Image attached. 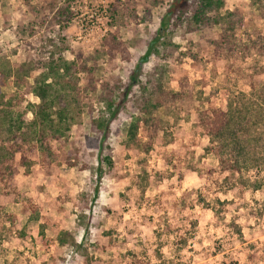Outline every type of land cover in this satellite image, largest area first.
<instances>
[{
    "label": "rangeland",
    "instance_id": "rangeland-1",
    "mask_svg": "<svg viewBox=\"0 0 264 264\" xmlns=\"http://www.w3.org/2000/svg\"><path fill=\"white\" fill-rule=\"evenodd\" d=\"M43 1L0 0V69L5 71L10 66L13 70L7 78L0 77V92L4 101L18 99L12 114L15 118L18 113H25L27 121L32 119L39 103L32 93L39 72L26 70L29 67L15 72V65L27 60L30 47V41L19 39L16 32L18 26L34 20L29 5ZM117 1L124 8L122 20L115 27L123 53L113 62L108 57L99 60V71L93 76L98 80L96 92L88 86L87 73L77 69L81 102L86 105L68 136L52 143L59 156L73 147L79 149L85 168L81 165L68 168L61 157L48 165L37 151L29 155L32 165L25 169L17 166L18 155L15 157L17 173L13 178L8 171L3 176L11 181V200L0 210V264H264V211L249 215L257 206L262 209L264 186L255 192L241 190L239 186L230 190L222 183V176L219 182L223 191L216 192L218 187L213 186L206 174L217 168L216 157L203 151L207 140L194 139L197 145L190 147L192 159L187 160L184 153V147L194 138L195 124L194 114L187 112L186 106L180 108L176 118L166 115L163 109L158 111L156 116L162 122H170L173 141L167 145L155 142L148 155L137 156L126 148L127 130L139 116L134 104L140 94L136 85L121 102L100 150L87 145V137L97 143L101 140L91 132L92 120L104 108L97 99L101 82L118 79L121 91L128 89L147 49L143 42L148 43L154 37L160 20L176 0L69 2L74 17L62 34L67 45L61 54L64 60L77 62L78 66L82 56L100 50L109 31V5ZM178 1L181 5L192 0ZM224 1L226 10L239 8L243 12L244 25L237 31L238 39L245 41L252 25L264 38V16L252 6L251 0ZM60 5L64 6V1ZM147 12L149 18H145ZM57 29L58 26L46 24L39 34L45 38L55 36ZM211 32L218 34L220 30L214 26ZM166 35L177 49L163 58L159 47L160 54H153L142 63L140 73L158 64L165 70V84L172 92L179 90L180 79H186L195 91L203 92L201 108H224L232 94L249 91L251 81L264 67V56L235 55L228 61L234 69H240L239 75L234 72L226 75L221 67L214 72L211 50L201 42L208 32L185 33L180 27L172 35L167 32ZM184 53L195 54L197 62L189 54L181 55ZM2 115L0 112V129L4 128ZM161 135L160 131L159 138ZM138 137L147 141L143 128L139 129ZM4 140V134H0V143ZM250 146L248 159L264 157V133L252 140ZM176 151H181V163L177 168L167 167L165 158ZM104 158L113 163L111 169L101 163ZM190 166L195 171L187 172ZM143 171L148 175L145 183L138 179ZM257 172L249 166L238 179L254 186L257 178L264 179V166L259 175ZM179 174H184L182 179ZM7 185L0 183V197ZM199 198L211 205L216 200L223 204L218 218L201 205ZM61 232L65 234L61 236Z\"/></svg>",
    "mask_w": 264,
    "mask_h": 264
},
{
    "label": "trees",
    "instance_id": "trees-1",
    "mask_svg": "<svg viewBox=\"0 0 264 264\" xmlns=\"http://www.w3.org/2000/svg\"><path fill=\"white\" fill-rule=\"evenodd\" d=\"M63 1L64 6H61ZM71 1L73 0H44L41 4H30L29 8L34 20L26 25L18 26L17 36L21 40L27 38L30 41V47H27L29 49L27 60L24 63L16 64L15 72L23 67H29L26 69L28 71L34 69L39 72L32 91L39 103L32 113L30 121L26 120L27 114L25 113H18L14 118L12 113L18 104L15 102L18 99L4 101L0 92V107L3 106L0 108V112L4 114L2 115L4 128L0 129V134H4L5 137V140L0 143V183L6 182L9 185L2 190L0 210L3 209L6 201L11 200L9 193L11 181L4 180V173L8 171L10 178H13L17 173V166L29 169L32 165L29 162V155H35L37 151L43 155L44 161L48 165L61 157L68 168L78 165L85 168L79 149L73 147L71 151L59 156L54 151L52 143L60 142L68 136L73 125L80 120L83 105H86L81 102L76 78L77 69L87 73L89 76L88 86L93 92H96L98 80H94L93 76L99 71V60L108 57L113 62L116 56L122 55L123 46L118 40L115 27L118 21L122 20L124 8L118 1L109 5V31L101 43L100 50L95 51L92 55L82 56L80 64L77 66V62H68L61 57L67 47L62 34L68 29V23L74 17L68 6ZM251 4L256 6L264 16V0H251ZM225 7L224 0H192L189 4L181 5L176 0L170 6L163 19L160 20L154 37L148 43L143 42L147 49L130 78L128 89L122 92L121 82L118 79H113V82L109 80L101 82L97 99L104 108L102 113L91 122L92 134L96 137L99 136L101 140L97 143L95 139L87 137V145L90 148L100 150L101 144L108 134L110 123L116 119L120 110L121 102L128 96L130 89L137 85L140 94L134 100V104L139 111V116L131 122L127 130L126 148L129 151L137 156L148 155L153 148V143L157 142L159 145L171 143L173 136L170 131V122H162L156 114L163 109L166 115L176 118L180 115V108L186 106L187 112H193L195 124L193 126L194 138L190 140L189 146L184 147V153L187 155V160L192 159L193 152L190 147L197 145L195 140H207L203 151L205 154H213L216 157L217 168L208 170L206 174L213 186L218 187L216 192L223 191L219 182L222 176V183L224 182L227 185L226 189L230 190L239 186L241 190L248 189L255 192L264 186V179L261 178H257L254 186L246 184L241 178L238 179L249 166L256 168L257 174L264 166V157L252 156V159H248L252 152L250 143L264 133V67L251 81L247 93L232 94L224 108L210 107L206 109L199 106L204 105L203 92L195 91L186 79H180L178 81L179 90L172 92L165 84V70L158 64H155L149 71L140 73L142 63L148 61L153 54L156 56L160 54L157 51L159 47L162 48L163 58L174 53L173 51L177 47L166 39V32L168 35H172L173 31L180 27H183L185 33L208 32V37L201 42L204 41L211 50L214 72H217L216 70L221 67L222 72L226 75H229L230 72L239 75L240 69L233 68V65L228 61L230 58L235 55L250 56L251 54L263 57V35L257 32L252 25L251 31L246 33V40L238 39L237 31L244 25L243 12L239 8L229 11ZM147 17L149 18L148 12L145 18ZM133 18L136 21L135 14ZM170 23L172 24L170 25ZM46 24L54 28L58 26L54 32L55 36L46 38L40 36L39 32ZM214 26L219 28L220 33L212 34L211 29ZM36 36L38 39L35 38ZM198 46L200 45L198 44ZM189 55L197 62L195 54ZM12 71L10 66L5 71L0 69V77L5 79L12 74ZM15 83L18 87V79L15 80ZM121 96L122 99H120ZM141 128L147 133V141H142L138 137ZM160 131L162 135L159 138ZM242 134H245V137L241 138ZM181 151L173 152L165 158L167 167L177 168V164L182 161ZM17 155L18 162L15 166L13 162ZM102 162L109 169L112 168L113 163L110 159L104 158ZM186 171H195V168L190 166ZM216 174L218 177H214ZM183 176L184 174H179L180 179ZM138 179L145 183L148 180V175L143 171ZM212 179L214 180L212 181ZM95 195H97V191H95ZM199 202L216 218L223 210V204L219 200H216L215 205L209 204L202 198H199ZM255 205H257L256 202ZM261 211H264V203L261 210L257 206L255 211L251 210L249 215L254 216ZM64 234L65 232H61L60 235Z\"/></svg>",
    "mask_w": 264,
    "mask_h": 264
}]
</instances>
